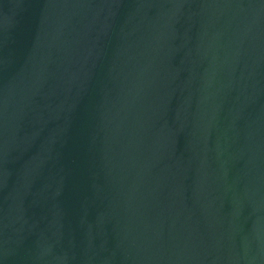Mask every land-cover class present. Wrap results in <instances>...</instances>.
<instances>
[{"label":"water","instance_id":"obj_1","mask_svg":"<svg viewBox=\"0 0 264 264\" xmlns=\"http://www.w3.org/2000/svg\"><path fill=\"white\" fill-rule=\"evenodd\" d=\"M0 264H264V0H0Z\"/></svg>","mask_w":264,"mask_h":264}]
</instances>
